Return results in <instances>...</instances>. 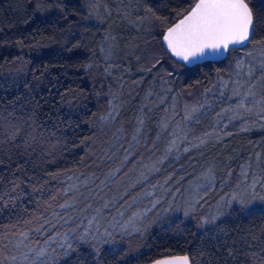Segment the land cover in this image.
<instances>
[{"label":"trees","instance_id":"obj_1","mask_svg":"<svg viewBox=\"0 0 264 264\" xmlns=\"http://www.w3.org/2000/svg\"><path fill=\"white\" fill-rule=\"evenodd\" d=\"M88 1L0 0V262L148 264L183 254L191 264H264L263 205L231 204L217 221L202 222L220 195L241 182L242 168L249 173L246 183L252 175L260 178L259 185L263 181L264 126L252 128L264 122V103L256 113H243L240 122L247 131H230L240 122L230 129L224 124L231 144L220 157L210 154L220 139L218 127H210L190 165L180 167L185 158L170 159L152 173L147 170L137 183L122 186L170 136L182 138L202 113L212 116L203 98L214 102L242 51L264 45V0H245L253 14L251 43L228 51L221 61L192 66L175 59L161 36L196 0H104L94 12ZM124 9L126 16L120 17ZM144 10L155 19L147 39L139 26L143 19L133 23ZM169 16L170 24L165 21ZM218 78L215 93H209ZM251 88L264 93V80ZM194 161L197 171L208 165L213 181L189 208L180 205L178 217L157 215L159 206L135 229L107 228L96 245L76 235L53 260L29 257L33 247L82 221L66 227L52 221L74 196L66 191V176L104 177L115 170L103 197L117 199L125 190L122 203L166 179L167 199L195 180ZM89 186L78 198L83 206ZM104 198L91 197L89 203L97 207Z\"/></svg>","mask_w":264,"mask_h":264},{"label":"rangeland","instance_id":"obj_2","mask_svg":"<svg viewBox=\"0 0 264 264\" xmlns=\"http://www.w3.org/2000/svg\"><path fill=\"white\" fill-rule=\"evenodd\" d=\"M100 2L102 3L104 0H89L87 4L94 12L98 10L97 7ZM119 15L120 17L126 16V9L123 11L120 10ZM179 15L180 14H175L173 17ZM173 17H167L165 21L168 20L169 22L167 21L166 23L170 24L173 20ZM141 19H143L142 25L139 23ZM133 23L143 26L142 30L144 31L143 34L145 35V39H147L149 34L154 31L153 25L155 23V19L149 17L148 12L145 10L142 12V14L139 13L136 15ZM106 35L111 37L110 32H107ZM140 37L141 36H139V40L142 39ZM261 49H264L263 44H258L250 49L242 51V53L236 58L235 64L233 66V73L229 75L225 86L218 88L219 92L215 98V101L210 102L209 100H206V98H203V101L206 102L205 104L208 109L207 111L213 112L211 117L207 118L205 117L206 113H202L197 117V119L195 118L193 120L192 123L195 126L189 127L190 125H188L189 128L187 127L188 129L185 134L183 133L184 135L182 138H173L170 136V139L166 141L164 148L158 153L155 152L154 154L156 156L154 158H151L149 161L147 160L145 163H143V165L135 170V175H125L127 177L124 178L125 181L122 186L126 188L129 185L137 183L139 179L143 177L145 172H147V170L149 172L155 171L158 163L165 161L167 162L170 159L172 161H183V158H185V162H183L180 167L186 166L191 160L192 152L197 148V145H200L199 143L201 142H203L201 145L205 143V132L210 127H218L216 132L219 133L218 135H220V139L215 143L216 148L213 149L212 146V151L210 154H215L216 152L219 157L223 151L229 148L231 144L229 141L230 135L227 133L230 131L234 132L241 130L240 128H243L244 131H247L248 128L244 126L245 122H240L244 120L242 115L243 113H247L249 111H252L249 113H256V111H260L261 108L258 106L259 103H256V101L262 100L260 97H263L264 95L262 89L257 88L254 90L251 88L254 82L261 83L264 80V78L261 76L262 72H264V68L260 67L262 59H264L260 54ZM248 52H253L254 55L249 56L247 54ZM219 82L220 78H218L216 84L214 81L213 88L211 91H209V93H215V85H217ZM152 89V86L149 87L147 92L151 93ZM162 97L165 96L162 94ZM208 102H210L209 105H207ZM222 103L224 104L221 105ZM215 107H217L216 112ZM190 109L195 108L192 105ZM198 111H201V109ZM164 114L165 112H163L162 115ZM186 120L189 121V118ZM239 122L243 127H239V125L234 130H224L225 126L230 129ZM262 123L263 124H255L254 128L252 129L263 128L264 122ZM103 158H105V154L103 155ZM110 158L111 157L107 159ZM197 165L198 164L194 161L192 171H196L195 180L186 186L182 185L177 187L173 193L170 192L171 196H169L167 199H165V196L163 195L167 191L166 188H164V185L166 186V179H163L158 183L155 182L148 185L142 190L140 194H133L123 203L122 201L127 194L125 190L120 193V197L116 196L117 199L114 197L112 199L103 197L105 188L110 185L109 183L111 182V179H113V172L115 170H112V172L109 171L104 177L91 176L89 178H81L77 176L75 177L73 175L66 176V191H71L74 193V196H72L69 201L65 203L64 207L60 208L52 221H54V224L59 222L65 227L70 226L68 224L76 222L78 223V221L81 220L82 221L81 223H78L74 229H69L62 233H55L40 248H30L31 250L28 252L29 257L34 258L37 256L39 258L53 260L54 253L63 246L67 244L69 245L73 239H76V235L78 240L84 239L93 241L94 245H96L101 237L105 235L107 228L113 229L115 231L122 229L125 230L126 228L133 227L135 229L136 224H138L143 218L147 217L152 211L158 209L159 206L160 210L157 212V215L160 213H166L172 215L173 218L178 217L177 215L180 213V205H182L183 209L185 210L186 208H189L193 203V199H200L206 193L208 185L213 181V176L211 177L207 173L209 170L208 165L202 166L199 171H197ZM248 174L249 173L246 168L241 169V182L235 187H232L231 189L222 193L217 199L216 203L209 207L206 216L202 219L203 226H205L208 221L209 223L211 221H217L225 212L226 208L231 204H242L247 208L256 205L264 206V179L259 185L260 178H258L256 175H252V177H250L251 180L246 183ZM169 179L170 178H167V180ZM244 182L246 183L245 185H243ZM85 186L89 187L87 188V196L85 197L84 202L88 204L91 200V197H96V199L99 198L97 201H100L101 198H104V200L100 202L99 206L93 207L91 203L88 205L86 204L87 206H83L81 199H78L81 196L83 187ZM167 187H169L168 184ZM161 196H164V201L162 200ZM95 202L96 201H94V203ZM75 204L80 206L74 209ZM183 214H186L188 217L189 212L186 211Z\"/></svg>","mask_w":264,"mask_h":264},{"label":"snow or ice","instance_id":"obj_3","mask_svg":"<svg viewBox=\"0 0 264 264\" xmlns=\"http://www.w3.org/2000/svg\"><path fill=\"white\" fill-rule=\"evenodd\" d=\"M252 25L253 14L245 0H199L179 23L168 28L164 41L173 56L188 61L205 56L209 50L226 52L230 45L246 47V42H252ZM247 54L254 55L253 52ZM260 54L264 58V49ZM260 67L264 68V59ZM261 76L264 78V72ZM256 103H264V100ZM157 264H189V258L176 257Z\"/></svg>","mask_w":264,"mask_h":264},{"label":"water","instance_id":"obj_4","mask_svg":"<svg viewBox=\"0 0 264 264\" xmlns=\"http://www.w3.org/2000/svg\"><path fill=\"white\" fill-rule=\"evenodd\" d=\"M197 2H199V0H196L194 2V4L192 5V7L185 14H183L180 18H178L174 23H172L168 28L174 27L177 23H179V21L181 19H183V17L185 15H187L191 11V9L195 6V4ZM168 28L164 31L163 35L161 36V41H162V44L165 47V49L171 54V52L167 49L166 43L164 41V36L167 34ZM252 30H253V27H252ZM252 30L250 32V39H252ZM247 44L248 43L246 42V45ZM243 47L244 46H240V45H230L228 51H230L232 49H235V48H243ZM228 51L225 52V51L221 50L219 52H213V51L209 50V51H207V54L205 56H203V57H199L198 56V57L192 58V59H190L188 61H184V60L178 59L177 57L173 56L172 54L171 55L175 59H177L178 61H181V62L185 63L188 66H192L194 64L202 63V62H205V61H221V60H223V59H225L227 57ZM183 256H187V255H183V254L168 255V256L160 257V258H158V259H156V260H154V261H152V262H150L148 264H157L158 261L172 260V259H174L176 257H183ZM189 264H191L190 263V259H189Z\"/></svg>","mask_w":264,"mask_h":264}]
</instances>
